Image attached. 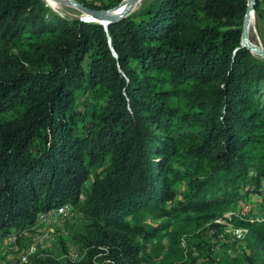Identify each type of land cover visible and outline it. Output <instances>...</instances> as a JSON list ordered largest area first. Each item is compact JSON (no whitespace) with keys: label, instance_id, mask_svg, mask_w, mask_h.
<instances>
[{"label":"trees","instance_id":"trees-1","mask_svg":"<svg viewBox=\"0 0 264 264\" xmlns=\"http://www.w3.org/2000/svg\"><path fill=\"white\" fill-rule=\"evenodd\" d=\"M247 2L150 0L105 26L0 0V236L65 202L86 220L79 260L27 264H150L162 230L168 256L195 264L181 235L259 190L264 57L241 44ZM235 217L264 264V221Z\"/></svg>","mask_w":264,"mask_h":264},{"label":"rangeland","instance_id":"rangeland-1","mask_svg":"<svg viewBox=\"0 0 264 264\" xmlns=\"http://www.w3.org/2000/svg\"><path fill=\"white\" fill-rule=\"evenodd\" d=\"M46 1L47 3L50 2L48 4L56 12L79 16L84 15L77 7L51 0ZM149 1L150 0H140L133 7L132 11L141 8ZM254 13V22L250 31L248 29L247 35L250 41L263 46L264 0H262L260 12L257 14L254 10ZM258 189V191L249 190L247 196L238 199L236 202L230 203L225 208L224 212L241 209L242 204H248L252 220L264 221V180H262ZM233 217L222 223L206 221L204 224L192 230V232H186L187 234L181 235L183 242L179 243L184 255H186L184 259L186 260V258L190 256L195 257V264H259L254 239L249 237L248 228L243 239L239 241L233 238L229 230L231 226H244L242 224H236V217ZM85 221V218L72 207L65 221H55L53 223L54 233L57 235V238L45 243V251L55 258H59L62 262L76 261V259H72L75 257L71 256V253L74 252L78 253L80 259L83 252L82 246L80 242L75 240V235L78 230L82 229ZM158 221H160V219L150 220L151 223H157ZM41 227H43V224ZM163 231L164 230L161 232L163 233L162 235L160 233L159 236L149 238L145 241L146 249L143 250V253L147 255L150 264H176V255L168 256L167 254L168 236L165 235ZM187 235L191 244L195 245L198 242L196 246L202 248L201 251L193 246L192 253L189 254ZM27 241L28 239L24 241L22 237H19L15 243H7V245L1 247L0 264H2L4 259H13L18 251L25 248V243ZM235 257H240L242 260H237ZM188 260L189 259H187V261Z\"/></svg>","mask_w":264,"mask_h":264},{"label":"built area","instance_id":"built-area-1","mask_svg":"<svg viewBox=\"0 0 264 264\" xmlns=\"http://www.w3.org/2000/svg\"><path fill=\"white\" fill-rule=\"evenodd\" d=\"M72 207L73 206L67 202L49 207L48 209L40 210L36 214L35 221L30 226L20 230H12L6 235L0 236V248L7 245V243H15L19 237H22L24 241L25 239H28L25 243L24 249L18 251L15 254V257H12L13 259H4L2 264H27L30 255L36 253L38 250H42V253H47L45 251V243L57 238V235L54 233L53 223L55 221H65L67 215L71 212ZM249 210L250 207L248 204H242L241 209L228 210L222 215L215 217L213 220L222 223L226 220H230L233 216H240L244 211L246 212ZM249 218L252 219L251 217ZM42 224L43 227H41ZM229 230L233 238L240 241L246 234L247 227L231 226ZM180 240V243H182L183 238ZM71 256L75 257L72 258L73 260L79 259L77 252L71 253Z\"/></svg>","mask_w":264,"mask_h":264},{"label":"water","instance_id":"water-1","mask_svg":"<svg viewBox=\"0 0 264 264\" xmlns=\"http://www.w3.org/2000/svg\"><path fill=\"white\" fill-rule=\"evenodd\" d=\"M56 2L68 4L74 7H77L84 15H74L73 17H78L84 20H94L102 23L103 25H107L108 23L120 19L130 13L135 5L136 0H121L118 4L111 8H95L81 4L77 0H53ZM255 0H248L246 11L244 13L243 22H242V33H241V44L245 45L252 52L260 54L264 57V47L260 44L254 43L250 41L246 32V22H247V12L249 9L254 10ZM122 6V8L118 11L117 8ZM51 7V6H50Z\"/></svg>","mask_w":264,"mask_h":264},{"label":"bare ground","instance_id":"bare-ground-1","mask_svg":"<svg viewBox=\"0 0 264 264\" xmlns=\"http://www.w3.org/2000/svg\"><path fill=\"white\" fill-rule=\"evenodd\" d=\"M53 1V0H51ZM140 0H136L135 5L139 2ZM50 3V2H48ZM52 4V3H51ZM134 5V6H135ZM122 8V6H120L119 8H117V10L115 12H118L120 9ZM254 18H255V13L253 9H249L247 12V22H246V32L248 33V29L250 31V29L252 28V24L254 22Z\"/></svg>","mask_w":264,"mask_h":264}]
</instances>
